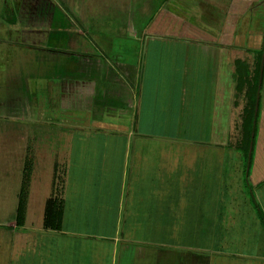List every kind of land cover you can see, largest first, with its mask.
I'll list each match as a JSON object with an SVG mask.
<instances>
[{"label":"rangeland","instance_id":"obj_1","mask_svg":"<svg viewBox=\"0 0 264 264\" xmlns=\"http://www.w3.org/2000/svg\"><path fill=\"white\" fill-rule=\"evenodd\" d=\"M54 1L73 28L80 29L81 35L75 37L82 36L104 61L111 58L119 63L139 61L133 53L139 42L130 40L126 34L132 29H144L161 6L180 10L191 19L197 16L196 20L206 27L214 26L217 30L221 27L223 32L232 23L231 33L235 37L231 35V39L218 42L221 47L236 50L238 62L246 64L252 72L258 63V53L264 48V0H237L236 24L229 20L234 0H199L201 9L193 0H187V5L179 8L173 0ZM7 2L10 0H0V264H50V261L69 264L70 258H80V251L75 250L81 247L74 249L73 242L57 243L41 237L46 206L58 186L65 187L70 194V217L66 225L80 228L81 233L109 236L118 225L124 230L143 226L148 232L126 231L127 237L136 240L147 236L150 241L158 240L157 244L164 241L163 244L177 252L184 250L186 255L180 256V264H264V259L249 257L264 258L263 223L256 220L257 208L252 207L257 204L264 215V161L259 168L247 161L240 149L244 142L242 131L236 137L232 135L230 146L223 150L213 146L204 151L192 150L197 154L191 155L189 170L180 159L175 163V158H179L176 154L170 158L172 163L162 165L140 159L139 163L150 164H140L134 172L131 163L138 162L133 160L132 147L128 184L122 180L121 138L111 134L102 136L91 126L77 127L59 118L49 121L53 119L50 106L40 102L47 100L50 90L57 89L48 82H60L61 73L69 67L70 50L64 45L55 48L52 39L45 40L43 46L39 44L37 50L29 49L27 44L33 40L25 43V32L10 27L8 20L14 14L7 15ZM27 3L25 0L24 9ZM21 35L27 49H10L9 41H17ZM43 36V33L35 34L34 40L40 42ZM223 37H226L224 33ZM133 43V52L128 53V45ZM8 48L10 52L5 53ZM176 48L181 51L184 47L177 44ZM189 53L193 64L198 63L195 54L191 50ZM165 58H170L167 50L161 57L148 58L147 66L151 69ZM163 67L164 64L159 65L158 69ZM221 67L219 64L218 77ZM147 74L145 83L156 80L158 75L160 82L169 81L164 71ZM193 77L195 80L197 74ZM261 94L254 99L256 103L262 99ZM246 97L240 96V106L247 103ZM111 99L109 96L108 101ZM241 123L239 119V126ZM260 127L264 135L262 122ZM210 140L213 145L216 143L215 137ZM261 140L264 143L263 136ZM153 147L158 146L155 143ZM18 216L23 220L22 225H18ZM161 221L169 225L167 232L160 230ZM25 227L36 232L22 236ZM247 236L252 240L247 245L233 243L235 238L244 240ZM240 252L245 256L241 257ZM192 254L198 256L192 259L195 257Z\"/></svg>","mask_w":264,"mask_h":264},{"label":"crops","instance_id":"obj_2","mask_svg":"<svg viewBox=\"0 0 264 264\" xmlns=\"http://www.w3.org/2000/svg\"><path fill=\"white\" fill-rule=\"evenodd\" d=\"M26 1H28L26 9L23 8L25 0H10L6 3L7 15L14 14L8 20L12 25L10 27L25 32V43L26 40H33L30 45L27 44L31 50H37L41 47L39 44L43 46L45 40L52 39L55 48L64 45L71 54L69 67L61 73V83L59 80L58 83H52L49 80L48 83L55 85L57 89L50 90L52 93H48L47 100H41L40 105L50 106L53 119L49 121L59 118L65 124L77 127L91 126L94 132L102 136L111 134L113 137L121 138L124 160L123 181L126 180L128 183L132 147H134L133 160L138 162L131 163L134 172L140 164H150L139 163L140 159L143 162L152 160L154 165H162L165 162L171 161L172 163L170 158L176 154L179 158H175V163H179L180 159L189 170L191 155L196 153L192 150L204 151L207 147L223 150L230 146L231 136L236 137L241 131L239 119H243L247 103L244 102L240 106L239 98L248 90L240 92L236 80L237 51L231 49L230 46L221 47L218 42L221 39L225 41L231 39V35L235 37V34L231 33L232 23L229 22L230 27L223 32L221 27L218 30L214 26L206 27L199 19L196 20L197 16L191 19L180 10H166L161 6L144 29H137V31L132 29L130 34H126L130 40L139 42L138 49L134 52L132 51L134 43L126 44L129 46L127 52H133L139 61L119 63L117 60H111L112 58L107 61L102 60L101 55L94 52L82 36L75 37V34L81 35L80 29L73 28L72 23L68 21L54 0ZM173 1L177 8L187 5V0ZM193 1L198 4L199 8L201 7L202 1ZM228 1L233 2V0ZM235 4L237 0H234L230 6L232 11L229 20L235 21L236 24L238 14ZM58 11L60 13H57ZM15 16H18V20ZM51 30L52 33H49ZM41 33L44 36L40 43L34 40V36ZM223 33L226 37H223ZM17 39V41L13 39L14 42L9 41L10 49L20 51L27 47L22 44L23 35ZM107 42L111 45L108 40ZM107 42L105 44L108 46ZM177 44H183L184 48L181 51L178 50ZM9 48L5 53L10 52ZM162 50H167L170 58H165L162 63L156 60L155 66L149 69L148 58L161 57ZM190 50L195 54L198 63L193 64L192 59L189 58ZM115 54L120 55V53ZM178 55V58H173ZM220 58H224V61ZM162 64L164 67L158 69ZM219 64L222 66L221 77H218L217 73ZM195 65L198 68H195ZM159 71L168 74V82H160V75H158L156 80L145 83L144 76L147 73L151 76V73ZM213 71L216 72L212 73ZM194 74H197L198 81L194 80ZM263 90L264 85L259 96L264 93ZM109 96L112 97L110 101H108ZM257 106L260 118L252 163L259 168L260 162L264 161V143L261 140L264 135L260 127V122L264 127L263 95L262 99L257 101ZM37 110H35L36 113ZM41 115L36 114L39 117ZM46 116L43 117L46 119ZM40 119L44 121L43 118ZM106 119H110L111 122ZM213 137L216 139L214 145L210 140ZM155 143L158 147L154 148ZM235 147L239 148V146ZM185 173L188 175V171ZM163 178L160 177L161 180ZM63 183H66V180H63ZM124 190L125 186L122 185L123 196H125ZM69 195L65 187H56L51 198L57 202L56 206L61 216L60 227L49 229L43 226L44 235L41 236H46L52 242L57 243L73 242L76 245L74 249L81 247L82 249L75 250L80 251V258H70L69 264H180V256L185 254L184 250L177 252L167 244H163L162 240L161 244H157L158 240H152V243L147 236L136 240L131 236L127 237L126 231L148 232L143 226L129 227V230L127 228L124 230L118 225L109 236H96L81 233L80 228L66 225L70 217ZM256 220L262 224L259 215ZM168 226L167 222L163 221L160 224V230L167 232ZM251 231H256V229ZM30 232L36 231L32 227H25L22 228L21 234L27 236ZM246 239L235 238L233 243L247 245L252 241L249 236ZM238 240L243 242H238ZM101 253L105 255L101 256ZM239 255L245 256L242 252ZM192 256H195L192 257L195 259L198 255L192 254ZM249 257L257 260L264 259L253 255ZM51 263L55 264L53 261H50Z\"/></svg>","mask_w":264,"mask_h":264},{"label":"trees","instance_id":"obj_3","mask_svg":"<svg viewBox=\"0 0 264 264\" xmlns=\"http://www.w3.org/2000/svg\"><path fill=\"white\" fill-rule=\"evenodd\" d=\"M261 52H263L262 55ZM258 55H259L258 63L256 65V69H254L253 72L249 70V67L246 64H243L241 62L237 63L236 80L238 81L240 92H243L245 89L248 90V92L245 93L247 94L246 98L248 99L247 106L245 108L244 117L241 123V131L244 142L242 146H240V149L244 153L249 163H252V157L257 140L259 116L257 111L258 106L257 103L255 102L256 100L254 99L255 98L258 99L257 97L259 96V93L264 85V48L258 53ZM252 89L253 91L251 93ZM56 204L57 202L54 199H50L47 203L45 219H44V225L46 228L52 229L53 227H60L61 216L58 212V208ZM254 207L257 208L258 215L262 220L264 227L263 212H261V208L257 204H254ZM19 219H18V225H22L23 220H21L20 217Z\"/></svg>","mask_w":264,"mask_h":264}]
</instances>
